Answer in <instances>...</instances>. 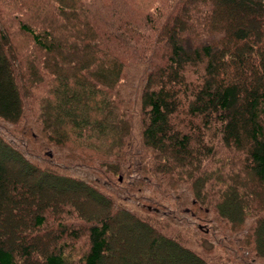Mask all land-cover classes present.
Listing matches in <instances>:
<instances>
[{"label": "trees", "instance_id": "trees-1", "mask_svg": "<svg viewBox=\"0 0 264 264\" xmlns=\"http://www.w3.org/2000/svg\"><path fill=\"white\" fill-rule=\"evenodd\" d=\"M5 1L0 209L16 200L19 225L0 264H264V0L138 18L127 0ZM27 82L47 87L33 109ZM132 174L156 181L141 201Z\"/></svg>", "mask_w": 264, "mask_h": 264}, {"label": "rangeland", "instance_id": "rangeland-1", "mask_svg": "<svg viewBox=\"0 0 264 264\" xmlns=\"http://www.w3.org/2000/svg\"><path fill=\"white\" fill-rule=\"evenodd\" d=\"M10 0L5 1L9 3V5L7 6H3L4 10H8V11H13L16 10L17 11V15L20 17H26L27 14H29L34 6L29 4V6H27L29 8V10L27 11H23V7H22V3L19 1L17 2V4H15V6H12V4L9 2ZM27 3L29 2H33L32 0H25ZM104 1H108V0H104ZM103 0H100V2L102 4L105 5ZM129 2L128 5V10L131 12L133 17L138 18V15L141 14V12L144 11H153L155 9V7H160V6H164L165 4L169 1V0H127ZM201 0H187V6L190 8V13L191 15H196L199 9H197L199 3ZM169 4V3H168ZM25 8V7H24ZM23 12V13H22ZM12 17V16H11ZM30 38H28V36H26L25 34L19 32L18 34H16L14 36V42L17 46V50L18 51H22L24 50V47H28L30 46ZM159 49V47H158ZM158 53V51H157ZM41 73V72H40ZM45 91H47V87L46 85H39V83L36 84L34 82H27L24 83V99L28 105V108H32L31 106H33L34 102L37 100L40 101L43 99L44 94L46 93ZM46 95V94H45ZM40 96V97H39ZM37 97V98H36ZM45 97V96H44ZM39 104V102L37 103V105ZM36 105V106H37ZM38 107H36L37 109ZM33 109V108H32ZM35 144H39L38 141H33ZM75 146H77V148H82L83 151H87L90 153H99L102 154L101 151H95L93 149H90L88 147H83V146H79V144H75ZM96 154V155H99ZM8 167V166H7ZM9 168V167H8ZM148 177L141 175L139 177V175H131L129 177H126L125 179V185H127V181H128V194L130 195V199L134 202L141 201V199L143 197H145V195H147L152 187V185H155L156 181L154 178H152V181H148L147 182ZM152 190V189H151ZM148 192V193H147ZM179 195H176V197ZM9 200H5L7 202L8 208L6 207L4 212L0 209V237L3 239L10 241H18V233L15 235L14 233V229L19 225L18 223V214H19V206H18V202H16V200L12 201L10 198H8ZM176 199V198H175ZM11 202H14V206L11 208V213H9L10 211V207L12 206ZM16 205V207H15ZM91 206L93 207H97L95 203L91 202ZM3 207V206H2ZM100 211L102 210L101 208H99ZM16 221H15V220ZM7 222L9 223V225L4 226V223ZM117 226V229H119L121 232H131L133 233V231L136 233V230L138 231L137 233H140L141 225H137L134 227H127L124 224H117L115 223ZM10 226V227H9ZM123 242V241H122ZM12 243V242H10ZM124 243V242H123ZM209 244H211V242H209ZM118 246V244H115ZM118 251V249H117Z\"/></svg>", "mask_w": 264, "mask_h": 264}]
</instances>
